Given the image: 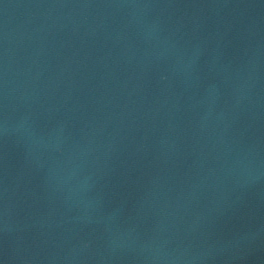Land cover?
I'll use <instances>...</instances> for the list:
<instances>
[{
  "label": "water",
  "instance_id": "95a60500",
  "mask_svg": "<svg viewBox=\"0 0 264 264\" xmlns=\"http://www.w3.org/2000/svg\"><path fill=\"white\" fill-rule=\"evenodd\" d=\"M0 264H264V0H0Z\"/></svg>",
  "mask_w": 264,
  "mask_h": 264
}]
</instances>
